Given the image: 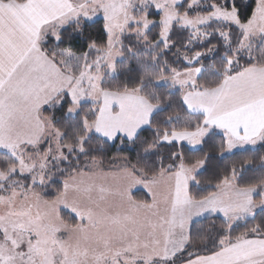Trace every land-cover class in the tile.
I'll return each instance as SVG.
<instances>
[{
	"label": "snow or ice",
	"instance_id": "1",
	"mask_svg": "<svg viewBox=\"0 0 264 264\" xmlns=\"http://www.w3.org/2000/svg\"><path fill=\"white\" fill-rule=\"evenodd\" d=\"M218 134L264 149V0H0V264H264Z\"/></svg>",
	"mask_w": 264,
	"mask_h": 264
},
{
	"label": "trees",
	"instance_id": "2",
	"mask_svg": "<svg viewBox=\"0 0 264 264\" xmlns=\"http://www.w3.org/2000/svg\"><path fill=\"white\" fill-rule=\"evenodd\" d=\"M222 142V136L221 135H216L212 138V146L208 147V151L214 155L217 156V153L215 151V148L213 146L219 145ZM119 145L117 148H114L110 150L107 153V156L105 158V168H114L116 166V162L113 161V157H116L117 160L120 157L123 156H131L132 154L127 151H118ZM258 150H242V151H237L232 154L225 153L224 157H218L212 161L213 169L214 170H219L223 172L225 169L231 167V166H241L245 164L247 161L251 160L253 164L259 165V160L257 159L259 156L264 155V149H259V146H257ZM197 155H200V153H197ZM256 175H259V172L255 173ZM248 175H253V173L249 172ZM139 198H147L145 196V192H137L136 193Z\"/></svg>",
	"mask_w": 264,
	"mask_h": 264
},
{
	"label": "rangeland",
	"instance_id": "3",
	"mask_svg": "<svg viewBox=\"0 0 264 264\" xmlns=\"http://www.w3.org/2000/svg\"><path fill=\"white\" fill-rule=\"evenodd\" d=\"M237 151H242V150L236 149V150H233L231 153H228V154H232V153L237 152ZM114 168H112V169H114ZM140 191L145 192V190H143V189L139 190L138 192H140Z\"/></svg>",
	"mask_w": 264,
	"mask_h": 264
}]
</instances>
